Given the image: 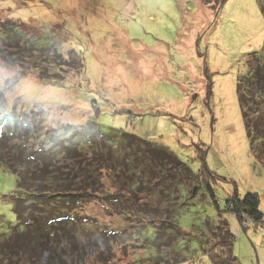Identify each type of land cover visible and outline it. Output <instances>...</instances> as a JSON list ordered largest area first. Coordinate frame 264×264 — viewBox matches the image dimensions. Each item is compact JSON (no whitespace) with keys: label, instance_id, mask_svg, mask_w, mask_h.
I'll return each instance as SVG.
<instances>
[{"label":"rangeland","instance_id":"rangeland-1","mask_svg":"<svg viewBox=\"0 0 264 264\" xmlns=\"http://www.w3.org/2000/svg\"><path fill=\"white\" fill-rule=\"evenodd\" d=\"M5 19L22 23L18 31L38 50L29 54L23 36H13L10 43L19 42L28 54L22 56H29L20 66L33 72L19 77L18 65L2 61L13 51L0 39V97L11 116L24 115L31 132L40 127L34 141L49 151L54 128L62 132L94 120L104 134L114 135L118 157L124 154L123 130L163 147L196 176L180 190L173 222L181 231L170 232L159 230L149 216L145 219L155 226L146 227L136 208L142 203L153 209L157 198L151 194H167L140 167L135 172L143 181L126 184L121 203L108 202L105 195L121 191L116 183L128 177L111 166L103 174V190L76 205L77 245L60 246L55 260L44 264H145L161 252L167 264H209L205 228L219 218L236 237L233 251L240 264H264V224L242 227L226 205L236 193L242 198L255 192L264 215V158L249 143L237 93L249 54L262 53L264 45L258 0H0V21ZM54 49L60 56L51 55ZM68 50L81 58L79 70L67 64ZM248 114L254 117L251 110ZM263 117L258 112L251 124ZM91 138L82 139L85 146L91 141L100 146L102 137ZM153 154L148 152L155 159ZM56 162L65 163L60 157ZM155 162L157 173L166 166ZM15 193L16 175L0 165V235L12 232L17 238ZM17 201L23 209L20 222L32 225L33 207L42 202Z\"/></svg>","mask_w":264,"mask_h":264},{"label":"trees","instance_id":"trees-1","mask_svg":"<svg viewBox=\"0 0 264 264\" xmlns=\"http://www.w3.org/2000/svg\"><path fill=\"white\" fill-rule=\"evenodd\" d=\"M201 1L206 4L214 1L218 4L223 0ZM258 2L264 15V0H258ZM20 24L22 23L11 19L1 20L0 39L11 46L10 52L13 51L9 56L6 55V59L2 61L9 65H18L17 74L22 77L26 73L32 72V70L19 64L23 59L28 60L29 56H22L26 52L19 46V42L16 45L10 43L13 36L20 33L18 31ZM20 28L22 29V27ZM21 36L23 35L21 34ZM25 36H23L24 46L27 45L29 54L38 52L34 42L29 39L28 35ZM1 52L4 58L5 51L2 48ZM51 53L55 58L60 56L57 49ZM66 55L67 64L79 70L81 58L72 50H68ZM8 57L11 63H7ZM247 66V74L238 80V101L249 143L264 158V117L260 122L251 124L258 112H264V45L262 53L252 52L249 54ZM53 71H55L54 68ZM42 73L44 71L38 72L37 76L42 78ZM61 74L60 79L63 76ZM54 79L52 82L55 81ZM1 99L3 104L0 107V165L16 175L13 209L18 219V226L15 229L19 237L17 239L12 232L7 235H0V264H44L43 260L47 261V258H53L49 260L51 263L55 260L57 253H60L58 250L61 249L60 246L64 247L68 243L76 246L78 236L73 224L75 223L73 214L74 211H77L75 208L79 202L82 203L88 199L90 201L92 196L98 195L103 190V174L111 166L112 168H120L121 175L128 176L123 178L121 183H116L121 191L105 195L108 196L106 198H109L108 202L111 205L116 201L120 202L118 198H122L125 194L123 190L126 184L136 183L135 185L138 186L143 181L144 178L136 176L138 173L135 172V169L140 167L142 172H150L151 176L161 183L160 186L166 189L167 194L165 196L160 195L159 192L151 194L155 195L158 203L153 209L142 203L136 208L139 209L140 213H144V219L145 216L146 218L149 216L151 220H157L161 227L159 230L164 228L170 229V232L180 230L177 222H173L178 207L180 190L183 187H188L193 178L196 177L184 162L178 160L173 154L156 143L123 130L119 133L126 140V145L121 147L124 154L118 157L117 150L114 148V135L104 134L94 120L91 125L90 122H86V126L81 125L80 128L76 129H64L62 127V132L54 128L55 131L51 137L54 140H52L54 145L47 151L42 147V143L33 140L35 136L42 134L40 127L37 126L35 132H31V128L24 126L26 124V122L24 123V115L17 116L15 109V114L11 116L6 112V101ZM248 110L252 111L254 117L250 118ZM14 126H17L16 131H12ZM20 126L24 127L25 130L21 131ZM4 127L7 129L5 130ZM10 127H12L11 131ZM59 136L62 137L59 138ZM88 136H91V139H97L98 136L102 137L100 146H96L95 141H91L88 147L85 146L86 142L84 143L82 139ZM149 151L154 153L155 159L148 155ZM157 156L160 157V162L166 165L165 168L157 167L158 173L152 168V165L156 164L155 160L159 162L158 158L156 159ZM162 156H166V158L163 159ZM59 157L64 159V164L57 165L56 159ZM168 169L170 172H167ZM173 169L176 171L172 172ZM118 178L116 182L119 181ZM110 197H116V199ZM124 197L126 198V196ZM17 198L22 199L24 205L42 202L39 209L33 207V211H37V213L32 225L26 226V222H20V214H22L23 209L19 207L21 203L17 201ZM81 198L85 200H81ZM259 203L260 198L255 192H247L242 198H239L236 193L226 201L228 210L236 215L242 227L264 224V215L259 210ZM76 215L80 216V213ZM144 221L146 227L155 226L146 219ZM154 229H157L156 232L158 231V228L154 227ZM205 229L209 230V234H207L208 242L203 251L206 252L205 255L209 259V264H240L233 251L236 237L230 231L228 222L219 218L216 224L207 225ZM162 241L163 238H160L159 243ZM182 256L184 257V254ZM146 259L145 264H167L164 261L165 254L162 252L161 255L156 254L154 258ZM181 259L183 258L177 257L175 259L174 257L172 260L180 261Z\"/></svg>","mask_w":264,"mask_h":264}]
</instances>
